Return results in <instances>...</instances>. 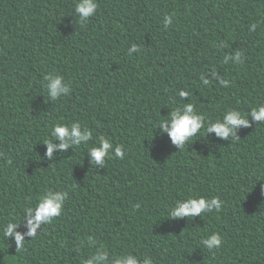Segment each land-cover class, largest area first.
Returning a JSON list of instances; mask_svg holds the SVG:
<instances>
[{
	"label": "trees",
	"instance_id": "16d2710c",
	"mask_svg": "<svg viewBox=\"0 0 264 264\" xmlns=\"http://www.w3.org/2000/svg\"><path fill=\"white\" fill-rule=\"evenodd\" d=\"M76 2L0 0V226L46 190L68 194L21 250L0 228V264H81L100 249L140 264H264V122L248 115L237 141L202 129L181 150L156 128L183 103L212 121L264 104V0H97L83 25ZM236 52L241 63H223ZM49 74L70 93L52 101ZM76 121L93 140L67 151L56 140L47 159L52 126ZM102 135L126 155L93 167L87 150ZM189 196L223 205L171 218ZM27 230L26 220L16 229ZM213 232L222 247L210 251L200 241Z\"/></svg>",
	"mask_w": 264,
	"mask_h": 264
},
{
	"label": "clouds",
	"instance_id": "9594fccd",
	"mask_svg": "<svg viewBox=\"0 0 264 264\" xmlns=\"http://www.w3.org/2000/svg\"><path fill=\"white\" fill-rule=\"evenodd\" d=\"M98 10L97 0H78L75 3V14L79 18V24L83 25L90 17H93ZM173 23V17L165 15L163 24L168 28ZM257 24H252L249 31H255ZM223 46V45H221ZM128 55L131 56L133 52H138L139 47L132 44L131 50H127ZM242 53L236 52L235 55H225L223 63L227 64L233 61L234 64L242 62ZM211 75L215 77L216 71L213 70ZM203 85H210L211 81L205 80L204 75L200 76ZM44 87L47 91L48 97L52 101H56L68 95L71 91L68 83L65 82L64 77L59 74H49L44 76ZM62 81L64 82L62 84ZM229 81L222 79L223 87L229 86ZM191 93L187 90H178V96L183 100L189 97ZM251 115L253 120L264 122V104L258 107H253L250 112L242 113L235 109H226L221 118L215 121L206 120L205 116L198 113L192 103H183L182 106L173 108L169 117L158 123L156 128L167 132L171 138L172 144L181 150L184 148L193 137L203 129L207 135L215 133L216 137L222 139H231L237 141L235 130L240 127H248L249 121L247 116ZM59 140V149L67 151L74 147L81 145H88V142L93 140L92 132L78 121L71 123H55L50 132V138L44 140L42 143L47 145L46 158L51 160L53 150L57 147L55 141ZM88 155L91 157V164L93 167L99 165L104 167L106 158H117L123 160L126 152L123 145L113 146L110 138L100 136L98 140L90 147H88ZM75 187V186H74ZM68 198L67 192L46 190L39 196L36 202L23 209L19 220H10L5 223L2 228L4 238L13 237L17 250H21L25 243V236L35 238L37 236V229L41 224L50 225L54 218L60 217L65 208V203ZM223 205V201L218 196L205 198L203 196H189L186 199L176 200L174 205L170 207L168 215L171 218H183L201 216L202 214L211 213L214 210L219 211ZM138 207V205H137ZM26 220L27 232L20 233L16 229L20 226L22 221ZM200 243L208 250H214L222 247V237L219 233L213 232L211 235L202 238ZM140 258L130 254L112 255L108 251L100 249L95 253L81 259V264H140ZM143 264H153L152 258L145 256Z\"/></svg>",
	"mask_w": 264,
	"mask_h": 264
}]
</instances>
